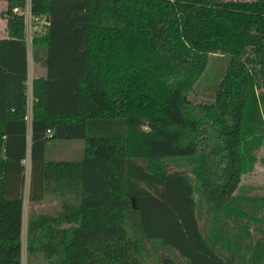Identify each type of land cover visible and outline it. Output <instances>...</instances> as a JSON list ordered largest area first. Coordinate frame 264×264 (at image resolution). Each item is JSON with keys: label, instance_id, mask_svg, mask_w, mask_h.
<instances>
[{"label": "trees", "instance_id": "16d2710c", "mask_svg": "<svg viewBox=\"0 0 264 264\" xmlns=\"http://www.w3.org/2000/svg\"><path fill=\"white\" fill-rule=\"evenodd\" d=\"M0 2V264H22L27 152L29 204H58L28 215L27 264H141L150 244L187 264H264V196L236 194L264 165V0ZM27 8L49 17L31 40L46 73L29 141ZM215 58L227 69L196 102ZM67 141L82 160L46 158Z\"/></svg>", "mask_w": 264, "mask_h": 264}, {"label": "rangeland", "instance_id": "374dc122", "mask_svg": "<svg viewBox=\"0 0 264 264\" xmlns=\"http://www.w3.org/2000/svg\"><path fill=\"white\" fill-rule=\"evenodd\" d=\"M28 9V8H27ZM28 11V10H27ZM26 11V12H27ZM25 12V13H26ZM24 13V14H25ZM27 17V20H26ZM25 28L27 35L28 45V80H27V124H28V141L30 139V122H31V83L33 79L41 77L44 72L43 61H35L32 57L31 40L35 31L44 30L45 23L41 22L42 19L32 18L26 15ZM37 26V28H36ZM215 65V66H214ZM228 59L215 58L211 66V70L203 76L202 80L196 86L195 93L191 96L196 102H209L212 98V90L217 85V81L221 78L222 71L227 69ZM218 79V80H217ZM85 144L83 141H67L58 144H50L46 152L47 159L55 160H68L79 161L84 157ZM264 156V149L259 154ZM25 168V186H24V199H23V220H22V264H27L26 258V224L28 215L34 213H53L58 209V204L55 200L48 198L43 202L31 205L28 202V187H29V172L30 161L29 153L24 161ZM237 195H250V196H264V165L258 164L254 172L245 175L242 178L240 187L238 188ZM164 257H170L176 261L177 264H187L186 260L182 258L178 252L171 248L163 247L159 244L147 245L145 255L142 258L141 264H161ZM38 264V263H37Z\"/></svg>", "mask_w": 264, "mask_h": 264}, {"label": "crops", "instance_id": "0c3cea01", "mask_svg": "<svg viewBox=\"0 0 264 264\" xmlns=\"http://www.w3.org/2000/svg\"><path fill=\"white\" fill-rule=\"evenodd\" d=\"M7 10V4L5 2H0V40H7L8 32H7V24L6 20L3 18V13ZM26 48H27V58H28V45H27V35H26ZM45 69L41 77L45 76ZM27 85V83H26Z\"/></svg>", "mask_w": 264, "mask_h": 264}, {"label": "built area", "instance_id": "2783aa9c", "mask_svg": "<svg viewBox=\"0 0 264 264\" xmlns=\"http://www.w3.org/2000/svg\"><path fill=\"white\" fill-rule=\"evenodd\" d=\"M27 10H26L27 12L25 11L26 13L24 12L25 14L23 13L24 14V17H26V15L31 16L30 15V12H29V9H27ZM14 11L17 12V9H15ZM26 20H27V17H26ZM41 22L47 24L46 21H45V19H42ZM36 28H37V26H36Z\"/></svg>", "mask_w": 264, "mask_h": 264}, {"label": "water", "instance_id": "95a60500", "mask_svg": "<svg viewBox=\"0 0 264 264\" xmlns=\"http://www.w3.org/2000/svg\"><path fill=\"white\" fill-rule=\"evenodd\" d=\"M45 21H46V23L48 24V22H49V17H46V18H45Z\"/></svg>", "mask_w": 264, "mask_h": 264}, {"label": "flooded vegetation", "instance_id": "af4514ba", "mask_svg": "<svg viewBox=\"0 0 264 264\" xmlns=\"http://www.w3.org/2000/svg\"><path fill=\"white\" fill-rule=\"evenodd\" d=\"M239 1H250V0H239ZM240 187V186H239Z\"/></svg>", "mask_w": 264, "mask_h": 264}]
</instances>
